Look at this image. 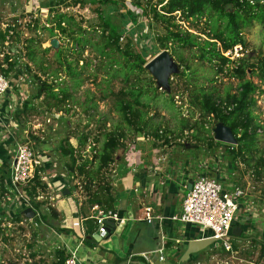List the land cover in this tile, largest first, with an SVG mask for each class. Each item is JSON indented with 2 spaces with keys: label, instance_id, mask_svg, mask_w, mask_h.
Here are the masks:
<instances>
[{
  "label": "rangeland",
  "instance_id": "rangeland-1",
  "mask_svg": "<svg viewBox=\"0 0 264 264\" xmlns=\"http://www.w3.org/2000/svg\"><path fill=\"white\" fill-rule=\"evenodd\" d=\"M27 2L0 0V30L3 31L7 25H13L8 28L12 34L7 33L1 53L6 55L7 51L12 50L19 64L29 67L32 75L35 74L47 83L54 81L58 87L55 91L66 88L68 94V99L60 104H56L52 99L40 98L33 100L31 107L16 112L22 119V124L17 123L15 130L18 143H30L35 153L46 154L48 159L43 171V183L47 185L44 191L46 205L55 204L54 200L50 201L52 190L49 189V182L62 178V187L67 186L75 203L81 201L80 204L86 209L88 197L94 196L97 189L107 187L110 193L114 190L111 174L115 161L123 159V169L125 166L130 168L133 160L123 157L127 151L132 156L136 153L139 159L143 154L144 159L148 153L151 155L153 146L157 153L167 155L166 160L178 159L176 166L190 171L191 176L205 173L223 182L241 184L245 193L249 187L255 204L264 205V174L260 161L264 160V85L251 71L246 73L245 78L258 87L253 95V103L248 107L252 124L256 126L255 142L248 153L235 156L234 170L229 175L226 160L221 157L222 154H227L224 157L230 159L228 147L236 148L237 143L228 145L220 142L209 146L215 123L203 116L193 102L196 98L199 99L202 93L223 100L227 94L237 91L238 80L216 73L213 64L200 60L198 48L179 47L172 40H168L169 49L158 50L155 39L164 35L163 26L153 20L150 7L159 9V0H34L31 2L34 3L31 4L33 6H26ZM47 3L49 6H46ZM40 7L45 8V11H41ZM105 13L107 17L104 16ZM59 14L71 18L74 23L71 30L62 35L60 30L54 29V33L51 30L54 27L53 20ZM131 16L135 22L131 20ZM181 19L177 14V29L194 34L200 42L207 40L214 31L222 29L225 25V20L218 19L213 12H206L198 19ZM16 20H20V24ZM104 22L120 31L123 37L122 43L119 44L120 51L104 45L110 33L109 29H104ZM61 25L66 30L70 27L67 22ZM68 32L86 39L87 43L81 56L70 52L72 47L75 50L77 48L67 39ZM241 32L247 44L245 56H252L253 61L260 56L264 57V24L253 20L242 28ZM54 38L60 42L57 48L50 45ZM29 39L34 41L29 42ZM27 46L34 52L36 64L27 59ZM126 48L133 55L143 56L145 65L160 52L166 51L171 59L166 82L157 83L145 69V65L143 72L130 73L126 81L128 73L124 64L127 59L128 63L133 59L125 54ZM44 49L48 51L43 53ZM58 49L63 52L60 60L55 55ZM102 49L107 56L100 54ZM68 63H72L71 67L79 71L76 80L68 74ZM17 72L11 70L5 76L13 82L19 78H16L19 76L16 75ZM21 73L24 74L25 71ZM153 88L156 90L153 91ZM36 89L34 79H31L28 93L25 92L27 97L34 95ZM139 89L148 94L141 98L145 108H137L138 114L142 112L146 126L134 117L130 120L132 124H128L115 109L120 91L128 93L130 90ZM25 97L26 95L23 99ZM121 98L129 100L128 94L122 95ZM45 101L51 102L52 106L45 105ZM11 116V120L8 119L5 123L4 129L7 131H12L9 120L16 122L15 115ZM154 130L165 134L167 143L164 142V137H152ZM108 134L122 136L118 138L123 146L114 153L113 161L97 173L98 162L94 158L95 153L100 151ZM82 136L87 137L84 143L80 141ZM67 143L75 149L73 157L76 165L84 160L88 161L86 172L92 174L93 180L87 173L78 175L76 167L73 175L69 173L71 157L61 151V147ZM8 148L10 150L12 146ZM1 167L0 176L6 172ZM6 181L3 184L4 190ZM1 189L0 186V213L5 210V215L0 217V264H51L55 260V250L49 242L58 244L59 238H49L46 242L43 235L44 231H47V224L35 225L33 221L22 219L17 222L12 217L9 218V214H15L12 206L3 204L1 198L5 192L1 193ZM185 194L184 192L181 200ZM97 196L102 200L105 198L100 190ZM41 210L44 214L48 213L44 207ZM261 217L260 228L248 229L250 231L245 234V238H251L249 241L237 243L235 239L232 240V244L236 245L233 248L235 253L220 250L216 245L218 242H214L204 249L201 252L203 256L192 264H203L205 260L206 264H264V214ZM68 243L72 247L76 246L73 240H68Z\"/></svg>",
  "mask_w": 264,
  "mask_h": 264
},
{
  "label": "crops",
  "instance_id": "crops-1",
  "mask_svg": "<svg viewBox=\"0 0 264 264\" xmlns=\"http://www.w3.org/2000/svg\"><path fill=\"white\" fill-rule=\"evenodd\" d=\"M33 1H28L26 6H33L31 5L34 4L31 3ZM40 10L45 11V8L40 7ZM13 89L10 88L0 99V167L3 166L1 168L5 169L6 172H3L6 175L12 158V148L18 143L15 135L17 123L22 124L21 115L16 112L19 109L24 110L23 103L30 99V96L28 99H23L20 92ZM31 104L32 101L28 107H31ZM11 115H15L16 122L10 121ZM8 119L12 131L4 129ZM9 145L12 146L11 151ZM151 152V155L148 153L144 159H142L143 154L139 159L137 155L133 157L131 153L129 154V151L125 153L123 157L133 160L134 171L126 166L123 169V159L114 162L111 174V185L114 187L111 192L113 198L111 209L119 219H122V222L112 223L104 238L98 236L90 211L92 205L88 203L87 208L84 209L83 204H80L81 201L75 203L69 188L62 187V178L50 181L48 184L49 189L52 190L51 197L55 201L53 206L57 216L54 221L55 227H48L47 231H44L43 240L47 242L49 238H59L58 244L49 242L53 250L63 251L65 255L69 251L74 252L80 264H192L201 258L203 250L190 255L186 261H180L187 243L190 240L205 238L206 233L203 234L196 225L170 220L171 216L180 212L181 198L187 191L188 182L197 174L191 176L190 171L176 166L179 163L178 159L166 160L167 155L157 153L155 146L152 147ZM224 156L227 154H222L221 158L226 160V168L230 175L234 168L231 169L229 159ZM225 182L227 186H240L243 189L241 184ZM65 189L68 190L67 194L63 193ZM148 205L153 208L155 216L160 215L165 219L155 220L151 224L144 222L143 209ZM18 209L22 210L19 207ZM262 214H264V205L255 204L252 191L248 187L232 225V229L238 234L234 236L237 243L251 239L245 238V234L253 228H260ZM68 240H73L76 246H70ZM234 246L236 247L235 244ZM161 247L163 260L159 259V255L154 254L155 250ZM145 256L148 258L145 259ZM205 262L206 260L202 263Z\"/></svg>",
  "mask_w": 264,
  "mask_h": 264
},
{
  "label": "trees",
  "instance_id": "trees-1",
  "mask_svg": "<svg viewBox=\"0 0 264 264\" xmlns=\"http://www.w3.org/2000/svg\"><path fill=\"white\" fill-rule=\"evenodd\" d=\"M96 2V0H92V2ZM101 2V1H100ZM161 6L159 9L156 7H150L153 20L160 23L163 26L164 35L162 37L157 36L155 39V43H157L158 50L169 49L167 41L172 40L179 47H187L188 49L198 48L200 51V60H206L210 64H213V67L218 74H225L230 77H234L238 80L237 91L234 94H227L223 100H219L210 96L208 94L202 93L201 97L193 104L199 108L203 116H207V119L212 121L213 123H223L224 125L231 128L236 141L237 146L234 148L233 146H229L228 150L231 154V160L229 159V166L231 169L234 167V161L237 156L241 154L248 153L252 149V146L255 142V129L256 126L252 124V117L250 112L248 111V107L253 103V95L258 89V87L249 79H246V73L251 71V74L255 75L259 81L264 85V57L260 56L254 61L252 60V56L248 55L243 58L232 61L223 56V52L228 50H232L236 45H240L243 49V52L246 51V41L242 37V28L246 27L248 23L253 20H258L260 23L264 24V0H169L167 3L163 4L161 0L157 3ZM163 4V5H162ZM230 5L231 9H226V6ZM46 6H49L47 3ZM206 12H213L218 16V19H224L225 25L222 29L214 31V34L209 37L207 40L198 41L197 37L189 33L188 31L178 30V25L175 24L176 15L179 14L181 20L188 21L193 19L201 18ZM108 14V13H107ZM147 14V13H146ZM104 16L107 17L106 13ZM131 20L135 22L134 17L131 16ZM67 22V25L70 27L66 30L62 27V23ZM73 20L69 17H65V15L59 14L53 20L54 27L51 28L52 33L55 30H60L61 35L65 34V31L71 30L74 23ZM133 22V23H134ZM104 25V29H109L110 33L107 35V39L105 41V46L109 48H115L117 51H120V31L115 27L108 25L107 23H102ZM133 25V24H132ZM46 29V28H45ZM80 30V28H78ZM8 31L0 30V54H1V46L6 41ZM69 35L67 39L75 45L70 49L71 53H75L77 55H82L84 52V45L87 43L86 39L80 37L79 35L74 36L72 32H68ZM104 35H102L103 37ZM29 42L34 41L33 39H29ZM219 44V47H217ZM27 59L32 63L36 64V58L34 52H32L31 47L27 46ZM17 51V50H15ZM48 49H44L43 53H46ZM11 53V52H10ZM61 54H63L62 49H58L55 53L57 58L61 59ZM100 54L106 55L103 49L100 51ZM125 54L128 57L133 58L131 63H128V59L126 60L124 66L125 71L128 73L125 77L127 81L130 73L135 72H143L145 65L144 57L141 55H133L130 53L128 48L125 49ZM246 54V53H245ZM15 54H6L4 55V59L0 62V66L4 62L6 64V68L2 69L4 75L9 74L11 70L18 69L17 74L25 71L26 74L30 75L31 71L29 67L21 66L19 61L16 59ZM78 62L76 59L75 63ZM72 63H68V74L70 78L76 80L78 76L77 69L71 67ZM87 63H85L86 66ZM17 68V69H16ZM42 68V67H41ZM43 70V69H42ZM45 73V71H42ZM31 78L34 79V83L36 85V93L30 96L29 101L23 103L24 110L28 107L30 101L38 100L42 98V100L52 99L56 102V104H60L68 99V94L66 93V88H61L58 91H55L57 87V83L51 81L47 83L46 81H42L35 74L30 75ZM36 79V80H35ZM156 90L155 88L152 89ZM120 97L117 98L115 103V109L121 116L127 121L128 124H132L130 121L131 118H137L139 122L143 123L145 126L147 125L146 121H144L142 112L138 114V107H144L145 105L141 102V98L143 96H147V92L142 90H130L128 93H124L120 91ZM129 100H124L121 98L122 95H127ZM45 105L52 106L51 102L45 101ZM227 107H231L230 110H224ZM139 128V127H138ZM152 137L155 139L164 137V142L167 143V138L165 134L162 132L158 133L156 130L152 131ZM119 136V135H118ZM117 135L108 134L106 139L101 145L100 151L95 153V160L98 162L97 173L106 168L112 161L114 153L123 146ZM122 138V136H119ZM87 140V137L82 136L80 139L81 143H84ZM220 144V142L214 141V138L211 136L209 141V146L211 144ZM61 151L63 154H68L71 157V164L68 167L69 173L73 175L75 172L74 167H76L78 175H87L93 180L92 174L90 172H86L87 160H84L81 164L76 165V160L73 156H75V149L70 147L68 143L61 147ZM236 156V157H235ZM233 160V161H232ZM261 170L264 174V160L260 159ZM229 167V168H230ZM205 174V173H204ZM6 177V178H5ZM8 179V175L2 174L0 176V186L1 193L5 192L3 184L5 180ZM58 179V178H57ZM36 187L41 188L43 191L46 189V185L38 180V176L35 177L34 185L28 191V196L33 197L35 194ZM71 190V189H70ZM99 190L103 192L105 195L102 198L98 197ZM110 189L107 187H100L97 189V192L94 196L88 197L87 202L91 205H99L106 209L112 208L113 198ZM4 195V193H3ZM2 195V196H3ZM33 207L38 208L39 204L33 202ZM49 212L41 215V220L44 224H47L48 227H55L54 221L56 219L57 213L55 209L49 207ZM13 219L17 222L22 220L20 216V212L14 213ZM5 213L2 211L0 213V217L4 216ZM38 224H40L39 219H35ZM235 247V246H234ZM55 260L51 264H64V260L66 255L63 251L56 250L54 252ZM146 264V263H145Z\"/></svg>",
  "mask_w": 264,
  "mask_h": 264
},
{
  "label": "built area",
  "instance_id": "built-area-1",
  "mask_svg": "<svg viewBox=\"0 0 264 264\" xmlns=\"http://www.w3.org/2000/svg\"><path fill=\"white\" fill-rule=\"evenodd\" d=\"M161 1L165 4L169 0ZM16 22L20 24V20H16ZM12 26L13 25H7L4 30H7L8 34H12L11 29H8ZM122 41L123 37L120 36L119 42L122 43ZM12 52V50L9 52L7 51V54L11 55L14 53ZM222 54L232 61L245 57V53L240 45H236L232 50H228ZM4 55L5 54L2 53L0 54V62L3 61ZM4 68H6V64L3 62L0 66V99L10 88L18 90L22 97L26 95L25 99H28L25 92L28 93V84H31V79L33 80V78L30 77L32 74L20 73L19 76L16 77L19 78L11 82L9 77L5 76L2 72ZM230 109L231 107H227L224 110ZM135 156L136 154L133 155V157ZM46 162H48L46 154L35 153L30 143H16L12 150L5 193L1 198L5 206L7 204V206L13 207L14 213L20 212L19 209L17 210L18 207L20 209L26 207L32 208L35 212L34 218L22 219L29 222L33 221L35 225L43 224L41 220V215L44 214L41 210L42 207H44L47 212H49V207L53 208V204L50 203L46 205L44 203L46 198L41 188L36 187L33 197L27 194L34 185L36 176H38L40 182L43 183L45 181L43 171ZM127 168L134 171L133 167ZM192 181L191 189L187 190L182 200L180 212L171 216L170 220L181 224L198 226L203 234L206 233V237H210L214 239L215 242H218V244H216L217 248L233 254L235 251H233L234 244H232V240L235 238L232 234V225L236 220V214L242 205V200L245 198L244 190L240 186H227L223 181L204 173L197 174ZM53 200L54 198L50 197V201ZM5 201L7 203H5ZM33 202L38 203L39 207H33ZM3 211L5 212V210ZM90 211L92 212V218L100 238L107 236L109 227L112 223L122 222V219H119L112 209H106L95 204L91 206ZM11 217L13 218V216L9 214V218ZM35 219H39L40 224H38ZM164 219L165 217L163 216H155L151 206L148 205L144 207L142 218L144 222L151 224L155 220L162 221ZM57 248L60 249V247ZM162 253V247L154 252V254L159 255L160 260L164 259ZM147 258L148 256H145V259ZM64 264H80V261L74 252L69 251L66 254Z\"/></svg>",
  "mask_w": 264,
  "mask_h": 264
},
{
  "label": "water",
  "instance_id": "water-1",
  "mask_svg": "<svg viewBox=\"0 0 264 264\" xmlns=\"http://www.w3.org/2000/svg\"><path fill=\"white\" fill-rule=\"evenodd\" d=\"M230 8H231L230 5L226 6V9H230ZM59 44L60 42L55 38L52 39L50 42V45L54 48H57ZM170 66H171V59L169 54L166 51H162L145 65V69L148 70V72H150V74L154 77L157 83L163 84L164 82H166L168 78V71L170 69ZM212 133L214 140L217 142H221L228 145H235L237 143L231 128L224 125L223 123H215ZM192 183H193L192 180L188 182L187 190L191 189ZM63 193L67 194L68 190L65 189ZM34 215L35 212L30 207H26L20 211V216L24 219H33ZM232 234L233 236L238 235L234 229H232ZM214 242L215 240L210 237L190 240L187 243L186 249L180 261H186L190 255L196 254L204 250Z\"/></svg>",
  "mask_w": 264,
  "mask_h": 264
}]
</instances>
